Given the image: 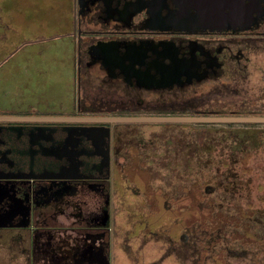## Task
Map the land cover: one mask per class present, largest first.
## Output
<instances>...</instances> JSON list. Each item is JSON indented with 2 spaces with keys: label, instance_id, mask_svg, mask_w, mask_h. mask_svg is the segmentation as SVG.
<instances>
[{
  "label": "flooded vegetation",
  "instance_id": "obj_1",
  "mask_svg": "<svg viewBox=\"0 0 264 264\" xmlns=\"http://www.w3.org/2000/svg\"><path fill=\"white\" fill-rule=\"evenodd\" d=\"M213 5L204 10L203 1L194 0H74L67 34L76 52L78 107L86 116L183 109L203 115L249 108L227 100L226 107L211 110L199 102L216 94L231 99L235 93L252 90V73L257 69L264 78V0H241L234 10L230 0L222 8ZM256 103L252 105L256 109L249 110L264 108L263 100ZM16 115L39 119L0 120V239L11 240L6 235L16 230L19 237L22 231L25 241L40 242L33 248L41 256L48 254L56 232H67V238L80 243L91 240L93 246L99 237L107 243L114 221L111 211L121 210L120 205L156 209L140 190H133L138 203L124 202L122 195L127 193L121 195L120 187L124 192H129L126 187L137 189L129 181L128 169L145 171L149 180L165 179L174 190L169 180L184 177L172 168L194 162L202 150L199 144L173 145L159 135L163 130L178 135L177 129L195 134L197 127H208ZM152 163H163L168 171H155ZM192 186L184 184L183 190ZM150 187L162 195L165 206L172 207L179 198L169 202L167 193H159L152 183ZM170 245L174 247V241ZM78 248L72 245L66 250L74 254Z\"/></svg>",
  "mask_w": 264,
  "mask_h": 264
},
{
  "label": "rangeland",
  "instance_id": "obj_2",
  "mask_svg": "<svg viewBox=\"0 0 264 264\" xmlns=\"http://www.w3.org/2000/svg\"><path fill=\"white\" fill-rule=\"evenodd\" d=\"M74 10V0H0V115H16L17 113L87 115L77 105L76 52L73 40L67 34L68 20L74 14ZM257 54L260 57L261 53ZM252 74L254 75L252 78H255L256 81H254L252 90L245 89L239 94L235 93L231 99L223 94L208 96L207 99H202L203 101H200L199 104L212 110L226 107L230 103L226 101L229 100L235 107L249 106V108L256 109L252 105L257 100L264 102V89H260L261 86L264 87V78H262L259 69ZM258 83L262 85L257 86ZM251 100L256 101L251 102ZM249 108L234 112L220 109L210 114L264 116V108L261 110H249ZM120 114L191 116L198 113L195 110L183 109L159 110L151 113L143 111L140 114L120 112ZM137 123L149 126L157 124L162 127L176 123H183L181 125L186 127L193 123L208 127H197L195 134L186 135L183 133L184 129H177L175 134L178 135L169 136L165 130L159 135V138H165L173 145L182 142L197 147L199 144V148L202 150L194 162L178 163L176 168H172L173 171L180 170L178 177L182 174L184 177L169 180L170 188L174 190H169L165 179L150 178L149 180L145 171L128 169L129 181L137 189L126 187L129 192H124L120 187V193L121 191L127 193V196L121 193L122 197L126 199L124 202L130 206H133V203H138L136 201L137 194L134 191L140 190L145 192L144 199L150 201L151 198L153 205L157 208L132 210L126 209V207L122 209V205H120L121 210L118 208L111 211V218H114V221L117 220V226H120L118 229L127 236L133 235L135 243H140L143 239L150 240L152 243L145 246L143 250L145 256H155L162 247L161 264H264V257L260 251L262 241H253L250 238L253 234L247 233L250 231L258 236H264V122L138 121ZM212 155H215V158L213 157L215 162H212L210 157ZM223 161L227 162L224 167L230 171L226 175L218 171V168L223 166ZM243 161H246V166H251L250 169L233 173V165L240 166ZM218 162L220 163L218 164ZM171 164L176 166L175 163ZM151 165L155 171H168L163 168V163L160 165L152 163ZM152 166H149L150 169ZM231 170L233 176L250 178V187L229 186V180L225 176H229ZM203 176H210L207 180L211 179L214 185L208 188L204 187L206 186L205 181L202 182V179L199 181ZM196 180L199 181L197 184L201 183L200 188L198 185L192 186ZM117 181L122 184L120 175L117 177ZM123 182V184L127 183L124 177ZM150 183L160 189L159 193L163 195L167 193L169 202L175 197L179 198L172 201V207L165 206L162 195L155 193L152 190L154 188L150 187ZM184 184L192 187H189L186 192L183 190ZM220 185L228 187L226 191L218 195L221 196L220 198L225 197L229 200V207H226L229 215L236 214L237 210L246 209L253 212L252 216L245 218L247 224L242 226L241 222L236 227L227 222L216 224L218 219L222 218V213L212 212L214 208H211L210 205L215 203L217 208L220 203L209 201L208 199L212 196L208 197L207 194L215 195L214 187ZM184 192L186 193L184 195L187 196L181 197ZM140 220L141 222H139ZM199 224H201L200 227ZM211 225L219 229L215 235L211 237V234L206 232L200 233V235L197 233L199 235L197 237L196 232L200 228L212 232ZM142 229L143 232L138 233ZM15 233L16 230L12 236L6 235L11 240L1 241L0 264H17L16 256L25 249L23 247V244H26L24 243L25 237L20 236L24 233L20 231L19 237H16ZM183 233L186 234L184 240H182ZM229 238L233 240L232 246L235 249L242 245L237 249V253L246 256L236 255V253L234 255L232 250L227 255L229 246L227 240H230ZM171 241H174L176 248L170 245ZM191 242L195 243L194 248ZM210 242L212 248L206 250L207 245L210 246ZM235 249L233 251H236ZM139 252L140 250L133 249L129 253L136 257L140 256ZM193 253L200 260L195 261L191 257Z\"/></svg>",
  "mask_w": 264,
  "mask_h": 264
},
{
  "label": "crops",
  "instance_id": "obj_3",
  "mask_svg": "<svg viewBox=\"0 0 264 264\" xmlns=\"http://www.w3.org/2000/svg\"><path fill=\"white\" fill-rule=\"evenodd\" d=\"M117 224V220L112 221V224L108 227L111 229V234L105 240L108 241L109 245L102 237L97 238L95 246H93L91 240H83L84 242L80 243V240H76L72 236L67 238V232L62 231L56 232L53 241L49 245L48 254L41 256L38 249L34 250L33 248V245H39L40 242L34 243L32 239L27 240L24 242L26 244H23L25 249L16 256L17 264H154L156 262L161 264L162 247L155 256H145L144 247L152 242L143 239L140 243H135L133 235L123 234L118 229L120 226H117ZM131 231L133 230L131 229ZM1 241L3 242V240L0 239V244ZM4 241L7 242V240ZM72 245L79 246L78 249H75L76 254H73L71 250L70 253L66 250ZM133 249L140 250V256L135 257L129 253Z\"/></svg>",
  "mask_w": 264,
  "mask_h": 264
},
{
  "label": "water",
  "instance_id": "obj_4",
  "mask_svg": "<svg viewBox=\"0 0 264 264\" xmlns=\"http://www.w3.org/2000/svg\"><path fill=\"white\" fill-rule=\"evenodd\" d=\"M197 3H204L207 9L208 5L214 4V8H222L226 6V0H194ZM241 0H230L232 6L231 10L238 9V5ZM199 6V5H198ZM203 9V6H200ZM202 11V10H201ZM51 120H65V121H93V122H105V121H174V122H264V116L261 115H215V114H203V115H127V116H113V115H102V116H52L45 117ZM23 119H39L29 117V116H17V115H0V120H23ZM105 220H103V225L107 226L108 215L106 214Z\"/></svg>",
  "mask_w": 264,
  "mask_h": 264
},
{
  "label": "trees",
  "instance_id": "obj_5",
  "mask_svg": "<svg viewBox=\"0 0 264 264\" xmlns=\"http://www.w3.org/2000/svg\"><path fill=\"white\" fill-rule=\"evenodd\" d=\"M247 124H251V123H247ZM211 158H212V162H215L214 161V159H213V157L212 156H210ZM215 158V157H214ZM220 162H221V160H220ZM220 162H218V164L220 163ZM226 163L227 162H224L223 161V166H220V169L218 168V171L219 172H221V173H225V175L226 174H228L230 171H227L226 170V168L224 167V165H226ZM250 167L251 166H246V161H243V162H241V165L239 166V165H233V173H239V172H243V171H247L248 169H250ZM230 169V168H229ZM210 177V176H209ZM209 177H207V176H203V177H201L200 179H199V181L201 180L202 182H203V180L205 181V183H206V186H204V187H206V188H208V187H211V186H213L214 185V182L213 181H211V179H209V180H207ZM228 178V180H229V186L231 185V186H238V187H241V188H248V187H250V182H251V179L249 178V179H245V177H243V176H233L232 175V170H231V173H230V175L229 176H225V178ZM198 181V182H199ZM201 184V183H200ZM200 184H198V187L200 188ZM200 185V186H199ZM215 189H214V194L215 195H209V194H207L208 195V197L209 196H212L210 199H208L209 201H212V203L213 202H215V201H218L220 204H218V206L219 207H217L216 208V206H215V203H214V209L212 210V212H216V211H219V212H221L222 213V218L221 219H218V221L216 222V224H219V223H223V222H227V223H229L230 225H232L233 227H236V225L237 224H239V223H241L240 225H242L243 226V224H247V220H245V218H249V216H252L253 215V212L252 211H250V210H237V212H236V214H232V215H229L228 213H227V210H226V207H229L228 206V201L229 200H227L225 197H222V198H220L221 196L220 195H218V194H221L222 192H224V191H226V189L228 188L227 186L226 187H223V186H217V187H214ZM253 188V187H252ZM230 191V190H229ZM209 221V223H211L210 222V220H208ZM195 223V222H194ZM193 223V224H194ZM200 225L201 224H199V227H200ZM229 225V226H230ZM246 226V225H245ZM199 229V228H198ZM219 229L217 228V227H215V226H213V225H211V231L212 232H210V231H206L205 229H199L198 231H199V235H200V233H206V232H208L209 234H211V237L213 236V235H215V233H216V231H218ZM230 233H231V231H230ZM247 233H250V234H253V235H251L250 236V238H252L253 239V241H258V240H261L262 242H261V252H262V256L264 257V236H258V235H256L255 233H252V232H248L247 231ZM197 234V233H196ZM198 234H197V237L199 236ZM223 235H224V237H225V234L223 233ZM229 235H231V234H229ZM219 236V235H218ZM232 236V235H231ZM215 237V236H214ZM258 237V238H257ZM223 238V237H222ZM230 240H227V243H228V250H227V255H228V253H230L229 251L230 250H232V252L234 253V255H235V253H236V255H240V256H246V255H243V254H241V253H237V249L238 248H240V246H242V245H240L238 248H234L233 246H232V241L233 240H231V238H229ZM255 239V240H254ZM209 241V240H208ZM190 243V242H189ZM210 244V246L209 245H207V248H206V250H208L209 248H212V246H211V242L209 243ZM190 245V244H189ZM191 245L193 246V248L195 247V243L194 242H191ZM190 248H192L191 246H190ZM223 249V248H222ZM233 249H235L236 251H233ZM245 249V248H244ZM200 252V251H199ZM247 252H248V250H247ZM191 257H193L194 259H195V261H198V260H200V259H198V257L197 256H195V254L193 253L192 254V256ZM262 259V258H261ZM262 261H263V259H262ZM204 264H206V263H204Z\"/></svg>",
  "mask_w": 264,
  "mask_h": 264
}]
</instances>
